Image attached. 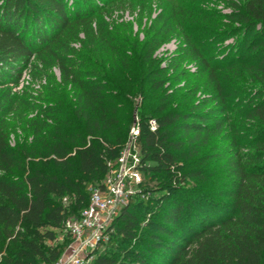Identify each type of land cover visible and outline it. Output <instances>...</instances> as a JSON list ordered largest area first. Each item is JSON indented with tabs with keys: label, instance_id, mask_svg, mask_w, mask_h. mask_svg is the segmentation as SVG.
<instances>
[{
	"label": "trees",
	"instance_id": "trees-1",
	"mask_svg": "<svg viewBox=\"0 0 264 264\" xmlns=\"http://www.w3.org/2000/svg\"><path fill=\"white\" fill-rule=\"evenodd\" d=\"M117 1L0 0V86L18 82L31 57L53 49L74 24L88 26L96 10ZM231 3L224 29L219 28L223 14L217 11L209 9L207 14L190 0L178 3L181 11L165 3L145 29L144 39L132 42L140 68L136 140L143 177L137 194L111 223L115 237L96 253L97 264H264V0ZM173 32L182 37L178 55L158 69L153 51ZM223 33L233 36L234 44L217 57L208 37L219 39ZM184 58L205 74L210 96L173 105L175 92H161L166 81L162 75L171 70L167 79L186 77L187 70L180 68ZM158 72L161 76H155ZM95 87L87 89L86 84L77 94V110L85 122L76 132L34 126L33 143L40 141V147H11L0 125L3 264L55 263L71 236L66 219L80 214L92 186L101 185L107 162L115 161L123 148V121L110 117L107 107L114 99L128 101L126 92L118 86H112L113 92ZM232 93L239 95L226 110ZM211 101L224 112L217 114L216 107L208 106ZM226 112L247 118L245 141L259 152L260 161L231 157L233 184L226 200H216L199 191L194 179L204 173L188 159L198 145L231 123L233 116ZM150 119L156 122L154 129ZM232 141L238 145L235 138ZM44 154L51 155L49 160L26 162L27 157ZM58 230L67 236L65 242L47 244L57 239ZM114 243L118 252H111Z\"/></svg>",
	"mask_w": 264,
	"mask_h": 264
},
{
	"label": "rangeland",
	"instance_id": "rangeland-1",
	"mask_svg": "<svg viewBox=\"0 0 264 264\" xmlns=\"http://www.w3.org/2000/svg\"><path fill=\"white\" fill-rule=\"evenodd\" d=\"M180 1L182 0H147L146 3L140 4V0H119L111 3L103 9L96 10L91 24L83 27L74 24L63 39L54 44L53 49L41 51L31 57L28 67L22 71L18 82L0 86V125L7 133L8 144L18 148L19 151L30 147L33 143L34 126L37 124L51 130H54L55 126L73 133L79 130L85 119L77 110L79 104L77 94L86 84L87 89L96 86V89L103 88L113 92L112 86H118L126 92L128 101L114 99L115 103H112L113 100L107 107L110 117H117L123 121L126 143L129 139V129L135 116H138L137 106L141 99V95L135 90L140 72L138 50L133 49L131 44L135 40L144 39L145 29L159 13L164 11L165 3L166 8L170 9L171 6L173 10L181 11L183 7L178 4ZM190 1L195 2L201 9H205L207 14L210 13L209 9L223 14L224 16L219 17L222 20L219 28L224 29V23H229L225 14L232 8V0ZM224 34L219 39L210 35L208 37L212 41L211 44L215 46L214 51H218L217 57L228 53L234 44V37H227ZM181 39L180 35L173 32L160 41L152 54L158 63V69L167 66L169 59L178 55ZM65 67L70 70V76L66 75ZM180 68L188 72V75L180 81L166 78L172 73L171 70H167L162 75L166 81L161 92H175L173 105L183 102L180 105L184 106L188 102L210 96V91L205 84V74L199 72L193 60L182 59ZM159 72L155 73V76H161ZM151 80H154L153 76L149 82ZM225 92H229V89L227 88ZM238 95V93H232L227 96L226 110L235 103ZM145 105L150 104L147 102ZM208 106L216 107L217 114L224 112L218 105L214 106V101H211ZM227 114L233 116L229 121L231 123L224 127L221 134H214L208 142L198 145L194 155L188 159L192 165L199 166L204 173L202 178L194 179L199 191L216 200H226L228 196L225 193L233 184L231 157H241L240 161L250 158L252 163L260 161L257 156L259 152L245 141L248 137L245 135L247 118L242 119L237 113L226 112V116ZM233 138L237 140L238 145L232 143ZM33 144L37 147L41 146L38 140H35ZM50 156L44 154L38 157H27L26 162L47 161ZM119 212L120 210L116 216ZM111 223L104 230L105 239L88 249L85 264H97L96 253H102L110 240L115 237L110 230ZM65 236L63 230H58L57 239L46 240V243L52 245L65 242L67 237ZM71 242L70 236L61 255L70 251L68 245ZM110 247L111 252H118L115 251L116 243ZM120 258L118 256V260ZM0 264H3L1 258Z\"/></svg>",
	"mask_w": 264,
	"mask_h": 264
},
{
	"label": "built area",
	"instance_id": "built-area-1",
	"mask_svg": "<svg viewBox=\"0 0 264 264\" xmlns=\"http://www.w3.org/2000/svg\"><path fill=\"white\" fill-rule=\"evenodd\" d=\"M151 129L156 127L154 119L149 120ZM139 118L129 129V139L115 161H108L109 169L101 185L91 188L88 204L80 214L68 217L65 228L69 231L72 242L70 251L61 255L53 264H85L87 251L104 240V230L109 226L118 211L134 194L142 173L137 164L140 160V147L137 143Z\"/></svg>",
	"mask_w": 264,
	"mask_h": 264
}]
</instances>
